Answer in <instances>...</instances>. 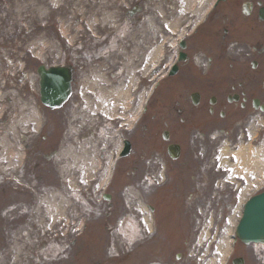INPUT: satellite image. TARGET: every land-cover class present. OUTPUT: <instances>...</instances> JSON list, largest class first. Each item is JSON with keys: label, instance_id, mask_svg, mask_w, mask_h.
Returning <instances> with one entry per match:
<instances>
[{"label": "flooded vegetation", "instance_id": "obj_1", "mask_svg": "<svg viewBox=\"0 0 264 264\" xmlns=\"http://www.w3.org/2000/svg\"><path fill=\"white\" fill-rule=\"evenodd\" d=\"M34 1L51 10L50 3L68 4L70 0ZM141 2L135 0L129 4V8L136 9L129 17L135 25L133 34L138 32V19L146 9ZM194 2L159 0L156 4L157 12H150V18L154 20H145V36L131 37L130 40L136 42L129 44L128 50L121 47L123 53H92V62L85 60L83 63L84 71L81 72L80 80L77 74L72 79V93L65 105V116L69 125L77 117L75 109L79 102L75 90L80 91L84 109L81 117L82 137L85 141L92 140L95 146L91 150H82V161L94 155L104 165L110 155L120 152L122 142L128 141L129 149L125 158L130 163L131 184L159 183V172L164 171L165 177V173L169 170L172 172L174 162H177L180 163V178L190 179L191 182V185L184 183L183 187L193 188L192 195L196 202L218 205L232 192L224 185L222 189H217L219 179L224 177L218 173L217 168L220 137L225 136L230 140L229 144L235 146L236 141H244L248 128L258 123L259 116L264 123V0H199L195 6ZM5 7L0 4V11H5ZM152 13L159 14L160 21ZM179 31L187 35L192 33L182 38V46L178 44L182 36L175 39ZM171 41L176 44L168 47ZM163 43H166L165 47ZM101 46L95 47V50L101 49ZM178 51L183 58L176 63L175 73L168 76H179L175 88L180 92L179 97L184 104L175 111H167L168 115H177L180 125L177 131L170 132L173 130L170 128L168 132L169 138L176 139L179 144L178 157L174 161L157 140L158 132L153 126L156 118L154 111L147 110L146 106L139 122H134L139 97L147 92L149 84L145 81L130 86L128 83L124 85L125 94L120 98L116 93L121 88L116 85L115 72L123 68L128 73L137 63L143 60L151 62V59L163 53L165 60L173 57L163 71L167 75ZM105 56L108 58L103 60ZM150 69L146 73L159 72L162 67ZM193 92L197 94L195 104L190 102L189 94H185ZM261 108L263 112H260ZM160 119L164 126L170 124L168 118ZM53 143L54 148L49 154L36 149L27 156L43 169L46 163L56 160L53 157L60 152L56 141ZM189 173H192L191 176ZM101 174L98 172L93 178L100 179ZM235 187L233 200L240 193V183ZM208 261V258H203L199 264H207ZM229 264H264V245L243 246V250L233 255Z\"/></svg>", "mask_w": 264, "mask_h": 264}, {"label": "rangeland", "instance_id": "obj_2", "mask_svg": "<svg viewBox=\"0 0 264 264\" xmlns=\"http://www.w3.org/2000/svg\"><path fill=\"white\" fill-rule=\"evenodd\" d=\"M111 2H108V5ZM8 3L14 6L15 10H18L0 14V21L7 16L9 22L8 27L0 29V91L4 83H7V87L19 91V96L14 99L16 103L8 105V109L4 113L7 124L2 128L3 136L6 133L5 136L8 137L9 143L3 142L0 148H8L10 151H14L22 149L25 145H28V148L39 147L34 138L36 133L31 128H26V119L22 118L18 121L15 117V113L18 111L19 97L23 98L22 101H31L33 98V90L20 89L14 80L15 77L11 74L17 70L18 60H22L25 69H29L30 72H33V66L37 62L34 55L38 52L41 53V60L44 62L64 61V59L73 56L76 66H79L81 60L75 52L79 51L80 38L83 37L82 40L85 42L90 41L87 39L86 32L79 26H69L71 25L69 24L70 20L80 18L78 12L84 10L83 7L87 4L86 0H82V8L74 9L72 13L68 11L59 12L57 15L54 13L61 17L66 14L63 22L57 21L58 26L56 25V27H50L48 23H45L48 21V14L44 11L37 14L32 1L20 0L15 2V0H8ZM111 9L114 11L113 19H108L110 20L108 24L127 25L129 30H125V33L129 36L130 24L123 23L119 0H114ZM88 15L86 13L85 16ZM111 20L113 21L111 22ZM94 33L108 37L117 36V32L112 28L94 29ZM60 36L75 37L72 52L64 49L65 46L62 44H54L56 38L62 42ZM80 57L82 58L81 54ZM118 73L117 81L124 76V71L118 70ZM0 103L3 102L0 101ZM30 103L33 106V103ZM159 105L161 103L155 101L153 110L157 109ZM26 111L29 110L26 109ZM31 112L32 110L29 111V115ZM167 118L171 127L177 131L180 125L176 117L169 115ZM8 121L12 123L9 124ZM257 128L262 130L260 137H263L264 127L258 125ZM252 130H255V127ZM41 148L47 149V145H43ZM76 150L79 148L76 147ZM222 158H227V156ZM179 165L180 163H175L172 171L174 178L175 174L179 177L177 179L178 184L179 182L182 184V179L180 180L178 173ZM125 167L126 164L120 166L116 182L113 188L109 190L115 206V214L111 216V223H105L101 215L106 211V208L101 206H106V204L98 205L96 203L98 189L79 185L73 188H59L53 175L47 177L44 184H38L39 188H35L37 183H35L34 176L37 175V172L34 173L33 164L17 174L14 172V165H9L5 161L0 162V169H3L0 174H2V178H8L6 179L8 183L6 186L4 185L5 188L0 187V208L6 209L3 213L6 214L7 219L16 220L15 223L23 225L25 230L24 234L8 236L7 242L10 252L6 258H4L6 237L0 235V264H34V260H37L39 264H167L172 260L177 261L176 254L180 252L184 255L180 264H199L202 258L213 259L218 262L221 254L214 252L213 247L219 239L225 236L229 223L228 218L235 213L236 204L232 198L236 193L234 184L225 183V188L232 192L229 197L222 199L217 208L211 203H198L191 195L181 199V195H173L169 190L170 194L165 196L158 195L162 189H154L151 194L141 193L143 196L141 198L145 202L153 204L157 210L160 209L164 214H167L168 206L174 207L176 205L177 213L174 210L170 212L180 222V230L173 233L171 242L167 245L164 242V231H161V227H164L166 223H162L157 234L152 237L146 236L147 229L141 220L144 211L139 204L140 197H136L133 189L123 186V178L124 181H127L126 175L124 176ZM227 171L231 172V169L228 168ZM31 172H33L32 181L29 186H26L24 180H28L26 177ZM191 174L189 173L190 176ZM76 177H80L79 173L76 174ZM183 183L191 185L189 179ZM39 201L38 209L41 212L39 211L40 214L38 215L40 218L34 219V221L28 220L24 211L25 207L32 202L36 205ZM51 202L59 203L57 206L64 209L61 212L68 216V219H58L56 224L49 225L50 222L46 215L49 212L48 208ZM226 202L229 203L227 208L225 207ZM181 203L188 206L187 216L182 215L184 212L181 210ZM132 205L134 206L132 207ZM77 212L89 214L88 228L83 235H67V228L72 226L73 219L77 220L74 227L78 226L80 219L76 218ZM37 223L40 229H38ZM27 229L33 232H28ZM72 232L79 231L72 230ZM108 232L109 234H107ZM114 234L120 236L117 237ZM242 249L243 245L240 244L238 254Z\"/></svg>", "mask_w": 264, "mask_h": 264}, {"label": "water", "instance_id": "obj_3", "mask_svg": "<svg viewBox=\"0 0 264 264\" xmlns=\"http://www.w3.org/2000/svg\"><path fill=\"white\" fill-rule=\"evenodd\" d=\"M42 73L43 69H41ZM44 93L50 100H53L54 96H60L57 99L60 101L65 97L66 89L62 91L45 90ZM235 232L244 243L250 241L264 243V192L251 197L244 204Z\"/></svg>", "mask_w": 264, "mask_h": 264}, {"label": "bare ground", "instance_id": "obj_4", "mask_svg": "<svg viewBox=\"0 0 264 264\" xmlns=\"http://www.w3.org/2000/svg\"><path fill=\"white\" fill-rule=\"evenodd\" d=\"M92 30V28H89ZM154 62V60H153ZM152 64V63H151ZM247 148V147H246ZM244 147H240L239 153H241V158L243 162L242 169L239 174H242L245 178V186L241 190V196L245 194V190L250 187L252 184H256L258 182L259 177H264V145L260 149H255L254 145L252 144L251 147L247 149ZM241 203V201H240ZM235 212L239 213V205L236 206ZM50 219V218H49ZM229 223L226 228L227 234H230V227L234 224L235 216L234 214L229 216ZM52 223L55 221V216H53L50 220ZM227 239L223 236L221 239L218 240V243L215 247V252L222 253L224 252L223 247L226 246ZM216 261L213 259L209 260L207 264H216Z\"/></svg>", "mask_w": 264, "mask_h": 264}]
</instances>
